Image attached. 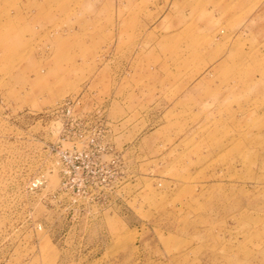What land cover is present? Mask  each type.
Masks as SVG:
<instances>
[{
	"label": "rangeland",
	"instance_id": "374dc122",
	"mask_svg": "<svg viewBox=\"0 0 264 264\" xmlns=\"http://www.w3.org/2000/svg\"><path fill=\"white\" fill-rule=\"evenodd\" d=\"M0 264H264V0H0Z\"/></svg>",
	"mask_w": 264,
	"mask_h": 264
}]
</instances>
